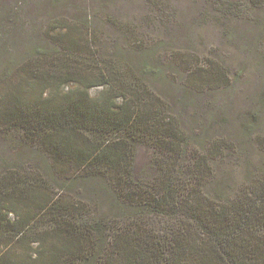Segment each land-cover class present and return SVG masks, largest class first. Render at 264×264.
Returning <instances> with one entry per match:
<instances>
[{
  "label": "trees",
  "instance_id": "16d2710c",
  "mask_svg": "<svg viewBox=\"0 0 264 264\" xmlns=\"http://www.w3.org/2000/svg\"><path fill=\"white\" fill-rule=\"evenodd\" d=\"M251 2L261 6L264 0ZM70 29L54 23L44 31L43 43L14 61L25 83L8 86L4 99L10 106L0 117L37 143L47 174L66 192L98 178L97 198L108 208L84 220L87 203L67 193L50 195L42 178L27 168L5 175L0 264H264V173L248 178L231 197L229 173L214 180V165L238 147L216 139L206 151L196 149L194 135L162 109L169 107L161 100L162 108L151 103L157 95L150 83L167 92L179 89L164 64L141 48L126 72L114 61L83 68L77 56L83 42ZM54 45L67 46L70 53L54 55ZM128 71L147 84L128 82ZM203 79L205 85L231 81L220 66L210 73L197 66L182 83L196 89ZM72 83L76 86L64 91ZM98 86L101 93L91 96ZM26 92L38 94L29 99ZM139 144L157 152L159 172L152 183L135 172ZM29 202H37L40 213ZM38 214L50 217L46 229L36 228ZM16 243L27 244L26 255L13 254Z\"/></svg>",
  "mask_w": 264,
  "mask_h": 264
},
{
  "label": "rangeland",
  "instance_id": "374dc122",
  "mask_svg": "<svg viewBox=\"0 0 264 264\" xmlns=\"http://www.w3.org/2000/svg\"><path fill=\"white\" fill-rule=\"evenodd\" d=\"M216 1L0 0V51L4 55L0 61V115L10 106L4 99L8 86L25 83L14 61L25 59L34 43H43L44 31L54 23L68 25L72 28L70 35L83 42L77 55L84 62L83 68H99L114 61L123 73L136 53L145 48L164 64L170 79L179 86L177 91L167 92L150 83L157 95L151 103L162 108L161 100L169 107L162 109L175 115L180 127L194 135L196 149L206 151L216 139H227L238 147L229 149L222 162H214V180L229 173L233 197L248 178L264 173V2L259 6L251 0H221L222 5ZM51 52L59 56L70 53L62 45H54ZM7 58L13 63L6 62ZM197 66L203 67L204 73L220 66L231 81L218 85L212 80L211 85H205L203 79L204 85L196 89L184 86L189 71ZM127 74L128 82L147 84L141 76ZM75 86L69 84L64 91ZM101 91L100 86L92 87L90 94L96 97ZM25 94L32 99L38 93ZM32 142L24 137L23 130L0 117V180L15 170L24 174L21 168H27L42 178L43 189L50 195L67 193L87 203L90 213L82 219H96L101 210L107 211L108 206L97 198L98 178L90 183L78 182L66 192V187H59L60 180L47 174L42 152ZM155 155L153 147L138 145L135 172L147 183H152L159 172L153 161ZM28 204L40 213L37 202ZM9 216L14 218L12 213ZM38 216L36 228L46 229L50 217ZM26 247V243L11 246L17 257L26 255ZM1 249H5L3 243Z\"/></svg>",
  "mask_w": 264,
  "mask_h": 264
}]
</instances>
